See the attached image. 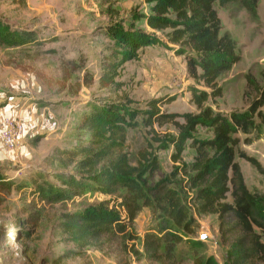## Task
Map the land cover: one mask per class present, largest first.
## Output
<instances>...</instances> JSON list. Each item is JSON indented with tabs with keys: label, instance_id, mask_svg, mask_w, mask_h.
Masks as SVG:
<instances>
[{
	"label": "rangeland",
	"instance_id": "1",
	"mask_svg": "<svg viewBox=\"0 0 264 264\" xmlns=\"http://www.w3.org/2000/svg\"><path fill=\"white\" fill-rule=\"evenodd\" d=\"M215 9L222 33L235 41L236 54L241 58L218 80L222 97L208 103L215 113L228 116L246 110L257 96L247 88L246 74L253 78L259 91L264 88V0L258 1L256 20L237 6ZM148 13L149 7L142 0H0V21L16 33L34 32L37 38L16 47L0 42V107L3 102L23 99L41 117L38 126L35 125L34 112L28 110L27 121L33 122V127L25 130L18 150L7 151L0 142V264H50L62 254L77 252L74 245L62 241V214L109 200L87 190L68 201L48 204L34 193L36 184L41 183L39 174L58 186L54 183L55 174L73 173L77 159L63 154L78 147L81 136L77 126L87 103L117 102L121 97L132 101L130 108L139 115L137 128L128 130L126 135L125 152L130 163L135 165L139 152L145 150L154 155L158 164L153 182L172 172L173 147L158 148L176 135L175 129L171 125L154 127L160 140L157 143L156 137L143 127L141 113L152 100L174 97L173 102L161 108L162 112L195 114L188 93L194 84L187 78L184 60L165 47L163 35L146 27L142 16ZM114 24H120L127 32L152 35L164 46L143 49L137 60L120 67L115 86H101V66L111 45L104 28ZM261 111L264 115V107ZM195 136L211 137L199 128ZM245 138L249 143H241L239 150L264 170V124L260 135L240 136L241 140ZM194 155L187 142L183 162L190 164ZM236 162L247 189L263 195L264 176L238 157ZM189 212L196 221L190 238L202 242L204 247L194 252L184 243L178 245L171 264H194L200 255L223 264L227 246L220 243L216 216H195L190 207ZM152 226V213L143 208L132 225L139 239L136 242L139 251L143 235ZM61 264L158 263L135 261L115 240L102 250L88 249L83 255H71Z\"/></svg>",
	"mask_w": 264,
	"mask_h": 264
},
{
	"label": "trees",
	"instance_id": "2",
	"mask_svg": "<svg viewBox=\"0 0 264 264\" xmlns=\"http://www.w3.org/2000/svg\"><path fill=\"white\" fill-rule=\"evenodd\" d=\"M258 1L142 0L149 7V13L142 16L146 27L161 33L165 47L185 62L187 78L194 84L188 93L196 113L162 112L161 108L173 102L174 97L152 100L141 113L143 127L156 137L157 143L160 140L154 127L171 125L176 131L158 148L173 147V170L155 183L152 179L158 164L154 155L141 151L132 165L125 152L127 131L138 126L139 113L130 108L133 102L121 97L117 102L87 103L77 126L81 136L78 147L63 154L77 159L73 173L55 174L54 183L58 186L39 174L41 183L36 184L34 193L48 204L68 201L87 190L109 200L62 214V241L74 245L77 252L62 254L50 264H61L67 257L83 255L88 249L102 250L115 240L137 262L171 264L178 245L184 243L194 252L204 247L202 242L190 238L196 221L189 207L195 216H216L220 243L227 246L223 264H264V194L247 189L236 162L238 157L264 176L259 163L239 150L241 143H249L240 136L262 132L264 88L259 91L253 78L246 74L247 88L257 95L246 110L224 116L208 105L222 97L219 78L241 59L236 54L235 41L222 33L215 7L237 6L256 20ZM104 34L111 45L101 66V86H115L120 67L137 60L143 49L164 46L156 37L127 32L120 24L107 26ZM35 41L34 32L16 33L0 21V42L6 46ZM198 128L211 137H196ZM187 142L195 151L190 164L182 160ZM143 208L150 209L154 226L143 235L139 251V239L132 225ZM194 264L219 263L200 255Z\"/></svg>",
	"mask_w": 264,
	"mask_h": 264
},
{
	"label": "crops",
	"instance_id": "3",
	"mask_svg": "<svg viewBox=\"0 0 264 264\" xmlns=\"http://www.w3.org/2000/svg\"><path fill=\"white\" fill-rule=\"evenodd\" d=\"M16 99H14L15 101ZM17 99V102H13V100H9L6 103L3 102V106L0 107V120L2 121L5 118L8 119H16L18 121H20L21 123H23V125L25 126V130H29L32 129L33 127V122H28L27 118H28V110H30L31 112H34V115H32V118H34L33 120L35 121V125L38 126L39 124V120H40V116H38V114H35V110L31 105H28L26 102H24V100ZM1 123V122H0ZM25 135H26V131H25ZM6 149V148H5ZM7 150V149H6ZM7 151H11V150H7ZM9 156V155H8Z\"/></svg>",
	"mask_w": 264,
	"mask_h": 264
},
{
	"label": "built area",
	"instance_id": "4",
	"mask_svg": "<svg viewBox=\"0 0 264 264\" xmlns=\"http://www.w3.org/2000/svg\"><path fill=\"white\" fill-rule=\"evenodd\" d=\"M25 138L24 125L16 119L5 118L0 123V142L7 150H18Z\"/></svg>",
	"mask_w": 264,
	"mask_h": 264
}]
</instances>
